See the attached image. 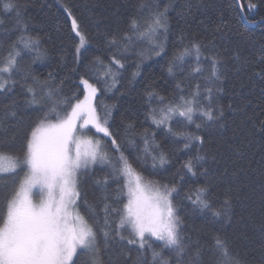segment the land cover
Segmentation results:
<instances>
[{
  "label": "snow or ice",
  "instance_id": "1",
  "mask_svg": "<svg viewBox=\"0 0 264 264\" xmlns=\"http://www.w3.org/2000/svg\"><path fill=\"white\" fill-rule=\"evenodd\" d=\"M32 6L33 0H4L0 7V26H4V36L0 38V96L8 98L10 93L14 96L17 88L23 96V106L14 98L0 104L3 133L0 136V181L3 182L0 185V264H78L80 255L89 257L88 264H112L111 257L107 256L112 247L110 242L120 243L124 264H247L226 236L213 235L212 246L207 247L185 233L184 221L174 203L181 193L193 212H207L225 222L231 220L232 204L228 191L224 192L219 208L213 204L215 194L207 179L208 169L203 166L206 154H200L205 137L174 128L173 121L184 128L194 126L196 130L208 122H220L219 126L224 127L225 109L215 100L224 91L226 63L216 48V34L235 31L238 39L229 57L236 62L235 71L264 83V42L259 44L255 60L242 57L245 45L256 47V44L251 34L240 31L238 20L233 23L230 19L233 11L239 10L240 19L247 20L258 7H264V0L246 3L229 0L227 15L226 10L217 13L210 28L213 39L207 43L189 40L185 44V37L180 36V47L168 61L167 72L174 77L177 73L185 77L187 73L191 83L178 80L171 99L156 91L151 82L145 85L148 105L145 119L157 131L172 137L174 143L182 142V149L176 151L195 149L196 153L185 159L175 176L164 183L144 176L133 165L142 168L150 161L152 169L164 168L171 164L175 152L166 153L156 141V131H140L131 119L122 123L123 133L115 129L110 123L113 106L105 104L103 97L108 92L119 91L117 85L123 78L125 53L137 43L151 49V53L143 50L136 53L141 63L135 64L134 80L140 75L144 59L167 55L169 13L175 11L180 19L187 20L194 9L202 7L201 0H185L179 10L175 0L162 3L140 0L139 15L131 18L126 31L105 33L108 48L115 49L110 52L107 63L99 56L87 60L84 21L71 6L62 5L67 28L78 38L72 68L77 76V88L70 97L63 95V80L54 83L51 72L41 79L32 67L48 55L40 37L30 31L26 14ZM205 51L209 54L205 55ZM25 54L31 57L28 62L24 60ZM188 57H194L195 64L186 70ZM77 68L83 71L78 72ZM261 95L264 97V88ZM252 103L248 99L234 107V98L227 105L230 111L245 113L231 136L233 140L243 137L235 146L239 156L257 137L264 139V104L256 105L258 114H249L247 109ZM22 109L25 113L32 109L38 115L29 134L17 144L16 132L12 130L26 118ZM103 138H107V143ZM98 164L110 169L108 175L95 181L104 191L99 204L102 216L96 215L86 196L82 200L81 190V177ZM256 171L264 185V166ZM199 176L205 177V183H192L186 188L191 178ZM110 181L117 185L113 193L108 192ZM81 203L92 213V223L80 212ZM259 227L264 232V222ZM98 233L102 242L98 240ZM157 241L159 250L154 246Z\"/></svg>",
  "mask_w": 264,
  "mask_h": 264
},
{
  "label": "trees",
  "instance_id": "2",
  "mask_svg": "<svg viewBox=\"0 0 264 264\" xmlns=\"http://www.w3.org/2000/svg\"><path fill=\"white\" fill-rule=\"evenodd\" d=\"M3 2L4 0H0V7H2ZM154 2L162 3L163 0H154ZM242 2L246 3L247 0H242ZM139 3L140 0H33L34 6L29 7L26 14L30 20V31L33 35L40 37L41 44L48 53L45 59L32 65L33 69L40 75L41 79L47 77L49 72L53 73L54 83L61 80L64 82L63 95L72 96L77 88L75 83L77 76L72 72V68L74 67V45L78 43V38L70 33L67 28L62 5L71 6L74 13L78 14L84 21L87 37V60L99 56L107 63L110 52L115 51V49L108 48L105 33L126 31L131 18L139 15L137 7ZM175 3L177 10H179V6L183 5L185 0H175ZM228 3L229 0H201L202 7L194 9L193 15L187 20L180 19L175 11L170 12L167 55L163 57L153 55L151 59H144L140 68V75L133 80L132 73L137 71L135 64L141 63L136 53L141 50L146 54L151 53V49L146 44L137 43L133 49L125 53L123 78L117 85L119 91L108 92L103 97L105 104L113 106L110 123L115 129L123 133L122 123L131 119L140 131L143 129L156 131V141L166 153L175 152V155L171 156V164L164 168L152 169L150 161L148 165L142 168L134 163L133 166L150 179L162 183L167 182L175 176L180 164L196 153L195 149L191 152L176 151L182 149V142L174 143L172 137L166 136L163 131H157L150 120L145 119V112L148 107L144 95L145 85L151 82L156 91L171 99L178 80L183 79L185 84L191 83V80L187 78V73H185V77H181L179 73L175 77L169 75L167 72L168 61L173 52L180 47L181 35L185 37V44L189 40L207 43L208 40L213 39L210 33L212 23L219 11L226 10ZM261 17H264V7H258L257 10L249 14L247 20L240 19L239 10L233 11L232 17H230L233 23L239 21L237 27L240 31L251 34L256 44V47L245 45L241 53L242 57L251 60H255L257 57L258 46L264 42V21H261ZM200 21H204V23L201 24ZM6 26H10V24ZM3 27L0 26V38L4 36ZM237 39L235 31L223 32L215 36L216 48L221 51L226 63L224 70L226 78L222 83L224 91L215 100V103L224 106L225 114L222 118L224 127L219 126L220 122L215 124L208 122L201 129L196 130L194 126L190 125L184 128L173 121L174 128L179 127L180 130L196 132L205 137L206 143L200 154H206L203 166L208 169L207 179L211 184L212 192L215 194L213 204L219 208L224 192L228 191L232 204L231 220L225 222L222 219H214L207 212H193L191 204L183 199V193L174 199V203L178 205L179 214L184 221V231L192 240L199 239L201 244L211 247L213 235L226 236L233 248L247 260V264H264V248L261 247L264 244V232L259 227L264 222V215H262L264 185L261 184L256 171L264 166V139L257 137L256 142L247 148L242 156L237 155L235 146L239 145L243 137L231 139L232 129L240 124L245 113L233 112L227 108V105L234 98L236 100L234 107L251 99L253 103L248 106L247 111L249 114L253 112L258 114L259 108L256 105L264 104V97L261 95V88H264V83L256 77L249 79L242 73L235 71L236 62L229 57ZM204 54L208 55L209 53L205 51ZM30 59L29 55H24L25 62ZM84 59L85 57L82 55V63ZM194 64V57H188L185 69L187 70L188 66H194ZM204 66H207L206 63ZM77 71L82 72L83 69L77 68ZM21 91L17 88L14 96L11 93L8 98L0 96V104L9 103L14 98L23 106ZM237 93H239L238 96ZM22 114L26 116L25 120L17 126V129L12 130L16 132L17 144L29 134L32 122L38 115L32 109H27L26 113L22 109ZM200 122L197 120V123ZM2 134V130H0V136ZM136 139L137 144H139V137ZM120 142L124 144L125 141L121 138ZM105 143H107V139ZM128 154L126 152V155ZM213 157L215 158L213 159ZM129 158L131 159V157ZM109 172L110 169L106 165L98 164L93 167L88 175L81 177L82 200L86 196L88 205L95 208L97 216H102L99 204L104 191L95 181L105 177ZM192 183L203 184L205 177L191 178V182L186 185V188H190ZM2 184L3 182L0 181V185ZM116 187L117 185L110 181L108 192L113 193ZM80 212L92 223L93 215L88 210L87 205L81 203ZM98 240H101L100 233H98ZM110 243L112 247L107 256L111 257L112 264H124L123 257L120 256V243ZM159 245L160 242H155L154 246L157 247V250H159ZM165 254L167 255V252ZM88 261L87 255L78 257V264H88Z\"/></svg>",
  "mask_w": 264,
  "mask_h": 264
},
{
  "label": "rangeland",
  "instance_id": "3",
  "mask_svg": "<svg viewBox=\"0 0 264 264\" xmlns=\"http://www.w3.org/2000/svg\"><path fill=\"white\" fill-rule=\"evenodd\" d=\"M86 44H87V42H86ZM98 135H102V134H98ZM104 140H106L107 138H103Z\"/></svg>",
  "mask_w": 264,
  "mask_h": 264
}]
</instances>
